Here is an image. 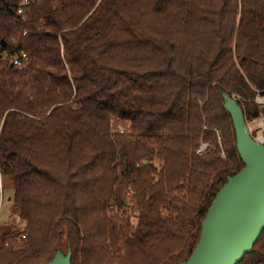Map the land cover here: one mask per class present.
Returning a JSON list of instances; mask_svg holds the SVG:
<instances>
[{"label":"trees","instance_id":"obj_1","mask_svg":"<svg viewBox=\"0 0 264 264\" xmlns=\"http://www.w3.org/2000/svg\"><path fill=\"white\" fill-rule=\"evenodd\" d=\"M20 4L0 0V178L24 229L0 227V264L185 261L243 167L221 92L260 113L264 0ZM237 264H264V230Z\"/></svg>","mask_w":264,"mask_h":264},{"label":"water","instance_id":"obj_2","mask_svg":"<svg viewBox=\"0 0 264 264\" xmlns=\"http://www.w3.org/2000/svg\"><path fill=\"white\" fill-rule=\"evenodd\" d=\"M221 97L233 123L243 167L227 176L216 192L202 220L198 241L180 264H237L252 251L264 230V144L251 136L237 98L227 92H221ZM71 257L70 249L57 248L40 264H71Z\"/></svg>","mask_w":264,"mask_h":264},{"label":"built area","instance_id":"obj_3","mask_svg":"<svg viewBox=\"0 0 264 264\" xmlns=\"http://www.w3.org/2000/svg\"><path fill=\"white\" fill-rule=\"evenodd\" d=\"M33 0H21V4L19 6V8L17 9V12L19 14H23L25 7L27 5H29ZM27 59L26 54H22L21 56H16L14 58L11 59L12 64L14 65H21V63L23 61H25ZM254 103L257 105V107L260 110V113L257 117L252 118L249 121H246L247 126H248V130L251 134V136L256 139L258 142H261L264 144V91H259L256 90L255 91V95L253 98ZM0 130H1V124H0ZM119 132L122 133L123 129L120 128ZM208 147H210V143L207 142H202L198 149L196 150L197 154H203ZM222 157H224V153L221 154ZM2 184H1V178H0V209H1V205H2ZM17 228H19V231L22 232L23 231V225L22 224H17L16 226ZM25 238L24 234H20L15 238V242H13V245L15 247H20L23 244V240ZM11 242L10 241H6L5 245H10Z\"/></svg>","mask_w":264,"mask_h":264},{"label":"rangeland","instance_id":"obj_4","mask_svg":"<svg viewBox=\"0 0 264 264\" xmlns=\"http://www.w3.org/2000/svg\"><path fill=\"white\" fill-rule=\"evenodd\" d=\"M121 128V127H119ZM224 153L223 151L221 154ZM225 155V154H224ZM225 157V156H224ZM2 192V205L0 209V227L4 225L15 224H22L21 221L15 219L12 214V188L7 185ZM23 225V224H22Z\"/></svg>","mask_w":264,"mask_h":264}]
</instances>
